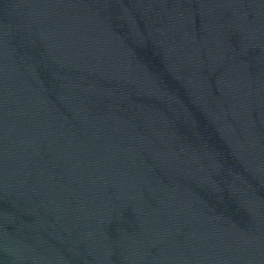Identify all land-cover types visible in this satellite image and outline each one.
I'll use <instances>...</instances> for the list:
<instances>
[{
    "label": "water",
    "instance_id": "obj_1",
    "mask_svg": "<svg viewBox=\"0 0 264 264\" xmlns=\"http://www.w3.org/2000/svg\"><path fill=\"white\" fill-rule=\"evenodd\" d=\"M0 264H264V0H0Z\"/></svg>",
    "mask_w": 264,
    "mask_h": 264
}]
</instances>
